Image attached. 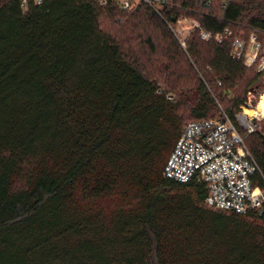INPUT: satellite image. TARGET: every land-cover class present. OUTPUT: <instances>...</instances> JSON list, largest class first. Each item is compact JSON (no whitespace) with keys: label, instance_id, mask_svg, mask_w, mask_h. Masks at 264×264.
Returning a JSON list of instances; mask_svg holds the SVG:
<instances>
[{"label":"trees","instance_id":"1","mask_svg":"<svg viewBox=\"0 0 264 264\" xmlns=\"http://www.w3.org/2000/svg\"><path fill=\"white\" fill-rule=\"evenodd\" d=\"M130 1L0 0V264H264V205L213 210L203 183L163 175L186 126L237 125L264 70L232 46L264 43V0ZM101 17L138 25L148 62L159 46L192 85L147 74ZM259 124L239 131L264 175Z\"/></svg>","mask_w":264,"mask_h":264},{"label":"built area","instance_id":"2","mask_svg":"<svg viewBox=\"0 0 264 264\" xmlns=\"http://www.w3.org/2000/svg\"><path fill=\"white\" fill-rule=\"evenodd\" d=\"M42 1L33 0L35 4ZM143 1L152 4L153 0ZM21 5L25 9L27 0H21ZM122 7L131 9L133 2L122 0ZM200 36L206 40L210 38L204 31ZM217 39L220 40V36ZM243 51V40L235 39L232 57L243 58L246 65L258 60L257 70H264V43L251 35L250 50L245 57ZM243 111L244 107L235 115L238 127L228 117L223 121L208 119L186 126L164 165L163 175L169 179L180 183H203L207 189L204 199L207 208L248 214L264 205V186L260 185L264 175L239 131V128L246 133L255 131L258 114L249 118Z\"/></svg>","mask_w":264,"mask_h":264},{"label":"rangeland","instance_id":"3","mask_svg":"<svg viewBox=\"0 0 264 264\" xmlns=\"http://www.w3.org/2000/svg\"><path fill=\"white\" fill-rule=\"evenodd\" d=\"M136 2L137 1H133V5H135ZM112 22V20H109L105 17H101L100 19L101 26L104 29L110 31L112 30L113 34L118 36L123 41H129L126 43V45L130 46V48L138 55L139 59H141L144 70L147 74L152 77H156L160 80H163V82H165L167 85H170L172 83H175L176 85L178 84L179 86L183 87H190L192 85V82L189 77V69L187 68L185 62H170V69H168V58L166 56H162V51L159 46L158 53L155 54L157 55L156 58H154L155 61L148 62V58L142 55L143 51L141 50V45L143 44L139 43V41H136L135 38L133 39V37L136 36L138 32H141L140 27L138 25H136V27L131 26L130 21H128L127 23L122 25L121 28H118L114 27ZM194 23V21L187 18H182L176 23L173 28V32L180 43H183L185 37L187 36L189 30L192 28ZM114 28H116V30H114ZM240 34L243 33L241 32ZM261 97H264V76H262V78L259 80L257 86L253 90H251V92L248 93L247 104L242 106L241 110L244 107V110L248 109L252 111L256 107V104L258 103ZM248 103H250V105H248ZM257 120L260 123L259 127H264V116L258 115ZM108 203H111V201L107 202L106 204Z\"/></svg>","mask_w":264,"mask_h":264},{"label":"bare ground","instance_id":"4","mask_svg":"<svg viewBox=\"0 0 264 264\" xmlns=\"http://www.w3.org/2000/svg\"><path fill=\"white\" fill-rule=\"evenodd\" d=\"M243 114L249 118H252L255 115H261L264 116V97H261L258 103L256 104V107L251 111L248 109H245L243 111Z\"/></svg>","mask_w":264,"mask_h":264}]
</instances>
